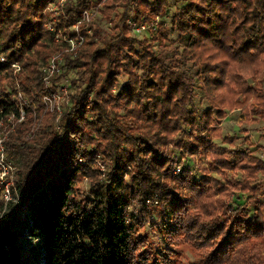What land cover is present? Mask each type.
Segmentation results:
<instances>
[{
    "label": "trees",
    "instance_id": "16d2710c",
    "mask_svg": "<svg viewBox=\"0 0 264 264\" xmlns=\"http://www.w3.org/2000/svg\"><path fill=\"white\" fill-rule=\"evenodd\" d=\"M51 2L0 0V76L13 65L25 70L17 85L35 107L48 91L37 66L53 51L43 14ZM183 2L171 18L182 49L170 57L129 32L140 24L153 28L157 18L162 26L167 0H106L100 12L107 19L115 6L125 11L114 26L120 31L101 49L93 50L99 28L86 33L81 27L85 42L76 57H65L87 83L78 104L64 113L60 137L52 136L46 120L47 128L27 140L34 108L25 107L27 119L6 145L19 170L16 191L32 205V232L41 239V259L29 264H156L142 253L134 230L139 221L159 217L163 230L174 232L163 211L179 220L178 232L193 247L205 249L201 264H264L258 242H264V160L211 140L221 135L212 123L224 118L225 107L252 99L253 112L264 121V0ZM93 4L66 0L68 20L56 23L70 26ZM179 60L198 66L195 77L209 104L202 113L192 107L194 78ZM16 91L0 87V120L20 116ZM240 97L244 103L237 102ZM110 106L129 111L116 119ZM177 134L184 137L176 144L184 156H206L200 178L164 151ZM180 163L184 172L174 173ZM82 179L88 187L78 190ZM154 204H166L167 210L157 212ZM17 242V233L0 224V264H23Z\"/></svg>",
    "mask_w": 264,
    "mask_h": 264
},
{
    "label": "rangeland",
    "instance_id": "374dc122",
    "mask_svg": "<svg viewBox=\"0 0 264 264\" xmlns=\"http://www.w3.org/2000/svg\"><path fill=\"white\" fill-rule=\"evenodd\" d=\"M106 2V1H105ZM101 3L99 8V13H96L85 26V32H89V29L99 28V33L101 34V39L96 40V44L93 47L95 49H101L105 46L106 42L110 40L112 35L118 34L119 29L114 28L115 24H121V18L123 17L125 6H115L113 12L109 19H107L103 13L100 12L104 9V3ZM168 5L163 18V25L158 24L157 21L154 22L153 28H146L142 31H136L131 28L130 34L136 37L138 40L146 38V40L151 42L153 50L157 53L170 57L173 52H181V46L183 41L179 38L178 33L173 29L171 25V18L176 13V11L182 7L184 4L183 0H167ZM65 5L63 6V13L60 10L58 14L55 13L54 7L49 4L43 11V14L47 18V28L49 29L50 24H53L55 30L52 31V41L50 45L52 47V54L47 59L46 62H40L37 66V70L42 74L41 81L45 88L48 90L43 93L41 97V103L39 107H35L29 103V97L25 91H21L17 83L23 81L26 78V71L17 65H13L11 73L3 74L0 76V87L5 91H9L10 87L17 89L16 98L19 101V113L20 116L16 117L9 115L0 120V224H6L8 227L12 228L18 236L17 246L21 252V258L23 264H29L32 260L38 258L41 259L42 249H41V239L33 235V229L35 225L32 221L31 215L33 214L32 205L21 196L18 191H16L15 181L20 177L18 175V168L14 164L13 158L7 149L6 142H8L11 136L16 132V130L21 126V123L27 119V113L25 107L32 106L34 108L31 112V127L28 133H26V138L31 139L36 132L40 129L39 127L47 128L45 125L46 120H49V131L52 133L53 137H60L63 133L64 124V113L67 110L74 108L78 104V100L83 96L81 94L83 83H87V77L85 81L84 72L79 73L77 69L71 68L67 65V56L70 59L76 57L86 38L83 33V42L77 44L73 50H69L68 43L66 42L68 37L74 35L71 33V25L68 27L64 26L61 28L59 23L60 17H64L68 20V16L65 13ZM131 15V13H130ZM72 22V21H71ZM69 22V23H71ZM73 23V22H72ZM91 32V30H90ZM70 34V35H69ZM110 42V41H108ZM140 48L139 45H135ZM55 58L54 65L51 66V60ZM181 69L188 75L194 78V90L196 96L194 98L192 107L202 113L209 104L204 99V92L199 86L195 74L198 71V66L194 67L193 62H184L179 60ZM85 71V69H83ZM12 75V76H11ZM86 75V74H85ZM264 79V74H263ZM126 81L125 76L119 77L120 84ZM74 82V83H72ZM253 83L249 80L248 85ZM252 85V84H251ZM264 89V81H263ZM117 86L112 89L113 96H115ZM76 96H78L76 98ZM245 102L244 97L237 99V102ZM256 105L249 99L247 103L241 107L222 109L224 112V118L221 120H214L212 127L214 129H220V137L212 138L211 140L216 144L228 148V149H246L248 152L252 153L264 160V121L258 117L257 114L253 112V108ZM110 110H117V116L121 114H126L129 109L120 108ZM255 119V120H254ZM211 133V131H210ZM173 141L164 145V151L174 155L178 159H182V163L185 166H189L190 173L193 174L195 178H200L203 176L205 170H207L206 156L203 151H200L195 155H185L183 149L178 148L176 145L184 143L180 140L183 134L174 135ZM181 142V143H180ZM182 157V158H181ZM185 157V159H184ZM182 163L178 165L174 173H183ZM103 170V165L99 160L98 163ZM211 175H217L215 172H210ZM230 175L231 172H228ZM78 190H83L88 187V182L86 179H82L81 182L76 181ZM183 187V186H182ZM183 195L188 197L190 192L188 190L182 191ZM247 199V194H244L242 200ZM260 201L264 202V197H260ZM251 207L250 203H247ZM153 206V205H152ZM166 204L159 206L154 204L153 208L157 212L162 211L166 208ZM193 206H195L193 204ZM163 208V209H162ZM192 211H195L194 208ZM264 214V208H263ZM164 218L168 220L171 224V228H175L174 232H167L163 230L164 221L159 217L155 219H150V221L142 222L139 221L135 224L134 234L136 236L137 242L142 253L147 254V257H152L153 262L156 264H201L200 258L205 251L201 247H193L192 244L183 237L181 232H178L179 220L173 217V214L166 215ZM37 232V231H36ZM260 244V250L262 252V257L264 260V242L258 241ZM156 258V259H154ZM152 264V262H151Z\"/></svg>",
    "mask_w": 264,
    "mask_h": 264
},
{
    "label": "built area",
    "instance_id": "2783aa9c",
    "mask_svg": "<svg viewBox=\"0 0 264 264\" xmlns=\"http://www.w3.org/2000/svg\"><path fill=\"white\" fill-rule=\"evenodd\" d=\"M95 2V4L89 6V7H84L81 10L79 18H77L71 25V33L74 34L73 37H68L66 42L68 43L69 50H73L77 44H81L83 42V37L81 35V27L82 26H87L88 23L91 22L93 19L94 15L96 13H99V8L101 7V3L105 2L106 0H92ZM66 0H53L50 4L54 7L55 13H63V6L65 5ZM62 10V11H60ZM60 11V12H59ZM149 27L146 24H140L136 25L134 27V30L136 31H142ZM49 29L54 31L55 27L53 24H50ZM55 58H52L51 60V66L54 65Z\"/></svg>",
    "mask_w": 264,
    "mask_h": 264
}]
</instances>
